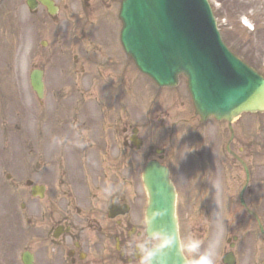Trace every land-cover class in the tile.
<instances>
[{"label":"flooded vegetation","instance_id":"obj_1","mask_svg":"<svg viewBox=\"0 0 264 264\" xmlns=\"http://www.w3.org/2000/svg\"><path fill=\"white\" fill-rule=\"evenodd\" d=\"M53 3V8L48 9L41 0H0V112L7 110L10 114L13 106L6 105V102H20L29 97L34 102L30 113L32 127L21 125L12 131L15 144L19 146L18 159L12 164L5 160L0 170L4 182L14 183L12 194L19 204V213L14 217L19 220L21 212L30 207L27 224L30 225V233L33 232L30 241L35 244L34 247L36 244L44 248L47 246L44 252L49 256L45 258L48 264H129L126 246L129 241L139 240L144 235L148 192L143 171L149 161L154 160L168 169L175 193V217L184 215L185 219L191 220V228H196L194 231L198 235L195 239L206 240L208 246L219 239L216 264H261L264 257L261 259L260 249L252 244L256 230H261L259 209L257 202L248 200L252 201L250 206L243 198L251 191L248 184L255 168L249 161L254 162L255 158H239L244 148L240 146L241 142L236 141L235 132L231 140L228 137L222 146L229 157L206 158L203 161L188 155L185 160L175 159L173 162L176 163L172 165L162 162L164 150L144 145L138 128L129 124L132 123L131 114L137 101L131 93L133 82L131 69L124 63L126 55L121 52L122 58L114 62L108 60L109 54H112L107 45L109 31L102 32V38L98 36L94 47L86 45L90 40H84L82 35L78 36V40L77 36L68 39L65 19H58L65 5H61L59 0H53ZM76 4L74 12L69 15L72 24H81L83 19L98 16L100 23L101 18H111L116 13V7L111 10L106 8L111 7L108 2L105 7L93 0H76ZM21 27L28 28V33ZM53 27L56 30L61 28L62 33H53ZM76 28L81 32V26ZM79 41L88 46L80 53H90L97 58L93 69L77 59L74 52L76 46L73 45ZM21 75L24 81L19 78ZM146 87L143 85V89ZM152 93L154 95L145 93L144 96L143 91L144 103L147 104L151 96L153 103L161 101L157 97L163 94L161 91L153 90ZM92 97L94 99L91 100ZM48 99L51 100L50 105ZM90 103L97 108L95 115H91L90 110H83ZM102 119L107 127L100 125ZM112 136L120 140L122 150L112 153L101 149L98 158L107 160L113 155L114 167L121 168L126 164V168L119 169L118 174L110 175L120 182L119 186H115L119 188L116 196L106 198L104 195L105 184L110 183V179L106 180L109 177L106 175L107 166L106 171L99 174L104 179L99 189L86 184L88 190H94L93 193L88 191L90 195L87 197H81L77 192L56 191V188L68 187L70 169L65 161L68 152L74 153L76 148L84 150L89 144L97 147L106 145ZM5 143L10 146V141ZM142 149L148 154L153 150V155L157 156L144 164L138 161L136 172L132 173V153ZM86 162L85 154H80L77 163L81 168L76 175L86 169L82 167ZM242 162L248 170L247 183L245 179L241 188L231 184L234 193L229 195L226 182L231 180L233 183L240 173L245 175ZM40 175L43 181H36L35 177ZM253 176L256 178L255 174ZM53 183L55 191H50L54 190ZM199 191L202 192L201 216L194 210L198 206L193 203L195 193ZM65 194L71 195L61 205L58 199ZM23 197L29 198L30 205L23 201ZM178 200L184 205L178 204ZM227 203L231 206L237 204L240 212L236 213L233 208L230 213ZM240 213L249 220L245 244L238 233ZM34 215L36 220H30ZM251 249L252 253L247 252ZM27 253L32 256V263L37 264L36 252L28 248L19 254V264H23L22 257Z\"/></svg>","mask_w":264,"mask_h":264},{"label":"rangeland","instance_id":"obj_2","mask_svg":"<svg viewBox=\"0 0 264 264\" xmlns=\"http://www.w3.org/2000/svg\"><path fill=\"white\" fill-rule=\"evenodd\" d=\"M93 1L102 3L101 7H105V4L108 2L111 7L106 8L111 10L119 6L120 0ZM115 1L116 3L114 4ZM208 1L216 18L221 37L226 46L233 51L234 54L242 58L264 76V0ZM59 2L61 5H65V10L62 13H59L58 19H65L66 26H68L66 28L68 31L66 35L68 39H74L77 36L76 39L78 40V36L82 35L84 40H88V42L90 40L86 45L94 47L96 41H98V36H101L102 38V32L107 30V33L109 31L107 45L112 52V54H109L108 60L114 62L115 59L122 58V49L118 42V30L120 29L121 24L118 19V22L116 20L117 15L115 17L114 14L111 18H101V22L108 21L105 23H99L100 16H98L92 19H83L81 24H72L69 15L75 10L77 5L76 0H59ZM112 4H114L113 8ZM102 24L105 26L104 28ZM77 25L81 26V32L76 28ZM21 28L25 33H28V28ZM55 32L61 34V28H57L56 30L55 27H53V33ZM80 42L81 41L76 43V45H73L77 47H74V52L77 53V59H79V62L83 60L88 64L89 68L93 69L98 60L97 58L92 57L90 53H80L84 47H88L85 43L80 44ZM70 50H68L69 53H71ZM130 74L133 82L131 93H134V100L137 101V104L133 108L131 114L132 123L129 124L138 128V135L143 140L144 145L152 146L151 149L159 148L164 150L161 158L162 162L172 165V163H176L173 162L175 159L179 158L185 160L189 157L188 155L191 156L190 158H201L203 161L206 160V158L228 157V154H225V151L222 149V146H224V143L229 137L226 122L216 121L213 118L201 122L195 117L185 77L180 76L178 84L173 87V89H164V92H162L163 94L157 96L161 98L159 103H153L152 100L154 98L151 96L146 104L143 102V95L145 96V93L148 94V96L153 94V88H155L156 85L151 80L141 77L135 70H131ZM53 76L56 77V75ZM19 78H22L24 81L23 75ZM143 85L147 86L146 89L148 91L143 89ZM92 99L94 98L92 97L91 100ZM50 102L51 100L48 99L49 105ZM33 103V99L30 97L27 100L20 102H6V105L13 106L10 114H8L7 110H4L3 113L0 112V168H2L5 160V162L12 164L18 159L19 155L17 148L19 146L15 144L16 139L12 131L15 130L17 126L21 125V127L24 128L32 127L33 124H31L30 113ZM96 109V106L93 103H90V105L86 104V107L83 110L84 112L90 110L91 115H95ZM21 120L23 121V124H20ZM100 125L102 127H107L106 125L108 124H105L102 119ZM232 127L234 128L236 141L243 143V158H255L254 162H252V160L249 161L251 167L255 168V172H251V179L248 184L251 191L244 194L243 198L246 202L251 199L252 201L254 200L257 202L259 217L256 216L259 219L258 224H260L262 228L260 227L261 230L259 232L256 230V235L253 237L252 244L257 247V249H260L262 259L264 257V112L252 114L242 113L233 120ZM2 132H4L3 137ZM8 135L10 143L8 141ZM5 142L9 143L10 146H7ZM234 145L237 146L236 144ZM231 146L233 147L232 144ZM1 148L3 150H1ZM101 149L107 150V152L111 151L112 153L122 150L120 140L117 138L113 139L112 136V139H110L106 145H100L97 147L89 144L84 150L76 148L74 153L68 152L65 156L66 166L70 169L68 187L56 188V191H68L71 194L77 192L81 194V197L82 195L87 197L90 195L88 194V191L93 193L94 190H88L86 184L93 186L92 188L95 190L99 189L102 186L99 184H102L104 181L103 178L99 177V174L102 173L103 170L106 171V166L108 167L106 175L109 176L106 180L110 179V183L107 182L105 186L109 184L114 187L119 186L120 182L115 180V178L110 177V175L118 174L119 169L123 170L126 168V164H123L121 168L118 166L114 167V164L116 163L113 160V155H110L107 160L98 158ZM157 153L159 154L160 152L157 151ZM80 154H85L87 162L82 167L83 170L86 169L84 171H79V174L76 175L77 170L81 168L77 163ZM156 156L155 153L153 155V150L149 154L144 149L132 153V166L134 167L132 173L136 172L135 167L138 161L140 164H144L145 161L151 160V157ZM42 158L46 161L45 157L42 156ZM118 159L119 158H117V160ZM153 161L154 160L149 161L146 167H148ZM243 168L245 170V175L244 173H240L239 178L233 180V183L231 180L226 182V188L229 195L234 193L231 184H235L238 188H241V185L244 184L245 179L248 177L247 166L244 165ZM254 174L256 175V178H254ZM2 178L0 170V264H19V254L24 248H28L31 252H36L37 264H48L45 258L47 259L49 256H46L44 252L47 250V246L44 248L43 245L36 244L37 246L34 247L35 244L33 245V241H30L31 234L33 233H30V225L27 224V219L30 215V207H27L24 213L21 212L20 216L22 217H20L19 220L14 217V215L17 217V213H19V204L16 201L17 198L15 199L12 194V186H14V183L13 181L11 184L7 181L4 182V179ZM16 178L17 177H13V179ZM35 180L40 182L43 181V178L40 175L39 177L36 176ZM51 185H53L52 189L54 190L50 191H55V184L53 183ZM184 186L185 184L182 185V187ZM71 194H65L60 197L58 199L59 204L63 205L64 200ZM201 197V191L195 193V201L193 203L198 206V208L194 209L197 211L198 216H201V211L199 210ZM22 199L26 204L30 205L29 198L27 199L26 197H23ZM229 199L231 200L230 197ZM178 201V204L184 205L180 200ZM252 201L247 203L252 206ZM227 204L229 206L228 209L230 208V213L233 212V208H235L236 213L240 212L237 204H234L233 206H231V203ZM179 208L178 205V209ZM36 215L29 219L32 221L36 220ZM240 217L241 221L238 233L240 234L242 242L245 244L249 220L246 215H242L241 213ZM190 222L191 220L185 219L184 215H181L178 218L175 217V224L178 227L177 231L182 239L185 237H198L194 231L196 228H191ZM40 230L43 231V229ZM204 231H206V229H204ZM201 236L202 233L199 237L201 238ZM201 242L202 250L207 249L208 243L206 240ZM247 252L252 253L253 250L251 249ZM261 264H264V258Z\"/></svg>","mask_w":264,"mask_h":264},{"label":"water","instance_id":"obj_3","mask_svg":"<svg viewBox=\"0 0 264 264\" xmlns=\"http://www.w3.org/2000/svg\"><path fill=\"white\" fill-rule=\"evenodd\" d=\"M119 18L121 44L137 67L160 86L183 74L202 119L231 122L243 111H264V77L227 49L206 0H122ZM144 181L147 213L165 210L156 224L176 230L165 168L149 164Z\"/></svg>","mask_w":264,"mask_h":264},{"label":"clouds","instance_id":"obj_4","mask_svg":"<svg viewBox=\"0 0 264 264\" xmlns=\"http://www.w3.org/2000/svg\"><path fill=\"white\" fill-rule=\"evenodd\" d=\"M103 191L106 198H112L117 195L119 188L107 185ZM165 214L163 209L145 214L143 237L129 241L126 246L129 264L133 261L136 264H216L219 239L202 250L200 240L192 237L182 239L173 227L157 225V220Z\"/></svg>","mask_w":264,"mask_h":264},{"label":"bare ground","instance_id":"obj_5","mask_svg":"<svg viewBox=\"0 0 264 264\" xmlns=\"http://www.w3.org/2000/svg\"><path fill=\"white\" fill-rule=\"evenodd\" d=\"M43 3H46V5H49V4H51V5H53L54 3H53V0H41ZM121 1L122 0H120L119 1V6L116 8V11L118 12V11H120V5H121ZM207 1V3H208V5H209V7H210V9H211V12H212V8H211V5H210V3H209V1L208 0H206ZM215 23H216V26H217V22H216V20H215ZM102 26H103V28L105 27L103 24H102ZM111 27V26H110ZM110 27H109V30H110ZM107 31V30H106ZM118 42H119V45L121 44V40H120V31H118ZM121 48L122 49H124L123 48V46H122V44H121ZM230 51V50H229ZM125 55H126V57H125V59L127 60H124V57H123V60H124V63L127 65V68L128 69H131V70H135L137 73H139L140 74V76L141 77H143L144 79H147V80H151V81H153L148 75H146V74H144L138 67H137V65L134 63V60L132 59V57L126 52V51H122ZM231 52V51H230ZM120 73H122V71L120 72ZM181 74H179L178 76H177V79H178V77L180 76ZM177 84H175V85H173L174 87L176 86ZM164 89H166V90H170L171 88H170V86H160V85H156V87L155 88H153V90L154 91H157V90H159V91H161V92H164ZM260 111H249L248 113H259ZM208 117H214L213 115H210V116H208ZM200 119H202L201 117H200ZM235 118H233L232 120H234ZM221 121H224V122H226V123H229L228 122V120L227 119H223L222 118V120ZM227 127V129H228V125L226 126ZM233 131H234V128H232V130H231V134H230V137H229V141L231 140V138H232V133H233ZM228 140V139H227ZM242 148H243V143L240 145ZM229 157V156H228ZM241 157L243 158V153H239V158L241 159Z\"/></svg>","mask_w":264,"mask_h":264}]
</instances>
